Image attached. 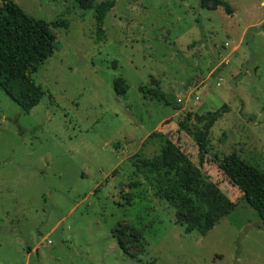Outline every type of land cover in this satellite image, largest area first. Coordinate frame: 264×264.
<instances>
[{"label":"rangeland","instance_id":"obj_1","mask_svg":"<svg viewBox=\"0 0 264 264\" xmlns=\"http://www.w3.org/2000/svg\"><path fill=\"white\" fill-rule=\"evenodd\" d=\"M14 1L69 24L52 28L56 48L32 74L45 93L36 106L25 113L0 88V264H264L261 219L219 166L235 153L264 171V0H226L232 14L200 0H115L100 42L92 9ZM155 85L168 104L150 97ZM223 104L199 159L201 123L179 122ZM153 131L237 202L205 234L186 233L178 203L146 181Z\"/></svg>","mask_w":264,"mask_h":264},{"label":"trees","instance_id":"obj_2","mask_svg":"<svg viewBox=\"0 0 264 264\" xmlns=\"http://www.w3.org/2000/svg\"><path fill=\"white\" fill-rule=\"evenodd\" d=\"M73 1L80 9L94 11V40L102 41L105 37L104 18L113 8L115 0L99 3H95L96 0ZM199 3L203 8L216 9L220 6L226 14L233 13L232 6L226 0H200ZM68 24L66 19L46 21L30 16L14 0H3L0 5V88L19 105L21 111L28 113L45 94L42 87L35 83L32 74L56 48L52 28H66ZM259 28H264V23ZM114 89L119 95L126 91L117 82ZM149 94L168 104L164 93L156 85L149 89ZM228 110L229 106L223 104L217 110L203 114L187 113L179 122L177 131L187 128L191 118L201 123L196 134L199 159L207 152L211 127ZM145 140L157 142L160 146L159 154L148 164L152 175L147 176L146 181L155 187V195L178 203L176 221L184 225L186 233L196 230L205 234L215 222L235 208L237 202L230 200L215 183L207 180L208 177L198 170L168 132L153 131ZM219 166L227 179L240 190L247 204L257 211L260 226L264 227V171L235 153L224 156ZM141 183V180H137L129 182L128 186L135 187ZM189 193L196 194L206 209L197 210L187 196ZM130 195L126 193L129 200ZM118 244L124 252H128L121 236H118Z\"/></svg>","mask_w":264,"mask_h":264}]
</instances>
